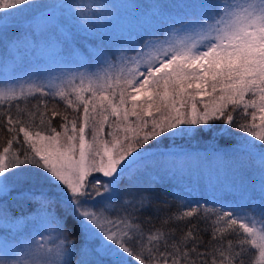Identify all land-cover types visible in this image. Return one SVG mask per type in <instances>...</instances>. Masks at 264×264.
Instances as JSON below:
<instances>
[{
  "label": "snow or ice",
  "instance_id": "6c2138e0",
  "mask_svg": "<svg viewBox=\"0 0 264 264\" xmlns=\"http://www.w3.org/2000/svg\"><path fill=\"white\" fill-rule=\"evenodd\" d=\"M79 33L100 41L95 71L0 89V264H264V0H0L14 64L48 46L63 61L61 44L70 58ZM193 139L209 150L178 143ZM149 170L253 195L209 206L181 189L172 211L139 187ZM9 196L34 207L16 215Z\"/></svg>",
  "mask_w": 264,
  "mask_h": 264
},
{
  "label": "rangeland",
  "instance_id": "374dc122",
  "mask_svg": "<svg viewBox=\"0 0 264 264\" xmlns=\"http://www.w3.org/2000/svg\"><path fill=\"white\" fill-rule=\"evenodd\" d=\"M113 2L117 4H122L124 0H113ZM151 2L152 0H148V3ZM28 18H30V12L27 10L20 15L10 18L8 31L9 37H14L18 35L22 31L20 29H23L24 23ZM134 23L135 20L133 19V17L130 14L125 13L123 27L127 29L131 27ZM72 48L75 49V54L68 58L64 45L61 44V54L66 57V59L63 61L57 59L55 55V50L52 49L50 46L46 47L44 52L39 55L34 54L30 50H22L21 54L19 55V58L16 59L14 64L13 54H11L6 48L5 44L0 41V89L8 85L26 80L29 74L33 72H39L44 75H57L65 65H67V68L72 70L84 71L85 68L88 71L96 70V64L94 62H88L89 53L91 52L90 48H87V53L81 52L77 49L73 42ZM82 64L84 65V67H80V65ZM199 143L201 142L194 139L192 145H196ZM205 179L208 180L207 178ZM221 179L223 178L221 177ZM230 184H232L236 190L231 188ZM217 186L221 187L222 189L228 188V190L219 191L220 194L226 196V199H229L227 198V196L233 199L232 195H234L235 197L240 194L239 199L236 200V202H242L245 195H249L250 192L252 193L251 189L247 185V182H245L244 185H241L239 180H236L235 183H233L232 178L230 176H228L226 180H221L220 183H217L215 189L217 188ZM26 228L28 231L24 233L22 238L30 239V234L33 229L27 225ZM36 239L38 240L39 237L37 236Z\"/></svg>",
  "mask_w": 264,
  "mask_h": 264
},
{
  "label": "trees",
  "instance_id": "16d2710c",
  "mask_svg": "<svg viewBox=\"0 0 264 264\" xmlns=\"http://www.w3.org/2000/svg\"><path fill=\"white\" fill-rule=\"evenodd\" d=\"M136 3H141V4H147L148 0H135ZM168 2H175V0H168ZM23 30V29H20ZM107 43V42H106ZM119 43V41H113V43L108 44V47L110 48H115V46ZM73 44L77 47L78 50L81 52H88L87 48H90L91 50L94 49L97 45L100 44L99 40H94L91 37L86 36L84 33H79L76 36V39L73 41ZM61 107H63L61 105ZM194 139L190 141H179L178 143L182 144L184 148L189 149L193 152H201L204 153L209 150V146L205 145L204 143H199L196 145H192ZM220 147H226L225 142L221 140L220 142ZM160 174L157 170H149L146 172L140 179L139 187L142 189L146 188H152L155 191V194L158 198L163 199L166 197L170 202H172V211L176 210L177 204L179 203L178 201L175 200L174 195H170L169 193H175L180 191L181 189L187 190L188 188H194L195 191L191 192V195L189 198L191 199H199L201 204H203L205 201L201 199V195L205 196L209 202V206H212V201L213 199L216 200H227V201H233L236 202V200L239 199L238 196H233V199L228 197L229 199H226L224 195L220 194L219 191H224L228 190L227 189H222L221 187H218L212 191L209 192L207 191V185H208V179L207 175H203L199 181L193 179L191 183L187 179L183 181V183L177 184L175 180H169L168 178L160 179ZM223 179L221 180H226L225 177H222ZM230 187L235 189L232 184H230ZM249 187V186H248ZM236 190V189H235ZM51 194V193H50ZM14 195V193L12 194ZM252 193H249V196H251ZM237 198V199H236ZM8 204L9 207L13 210L14 214L19 215L21 211L24 213H27L32 210L34 205H28L27 207H21L19 204H17L15 201L12 200V197H8ZM147 215H151L149 212ZM28 231V230H27ZM26 231V232H27ZM24 232V233H26ZM0 235H3V230L0 229Z\"/></svg>",
  "mask_w": 264,
  "mask_h": 264
}]
</instances>
